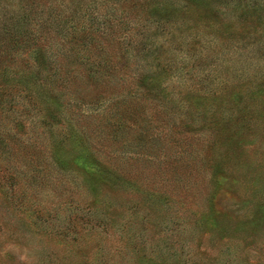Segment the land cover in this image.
Masks as SVG:
<instances>
[{"label": "rangeland", "instance_id": "374dc122", "mask_svg": "<svg viewBox=\"0 0 264 264\" xmlns=\"http://www.w3.org/2000/svg\"><path fill=\"white\" fill-rule=\"evenodd\" d=\"M0 264H264V0H0Z\"/></svg>", "mask_w": 264, "mask_h": 264}, {"label": "trees", "instance_id": "16d2710c", "mask_svg": "<svg viewBox=\"0 0 264 264\" xmlns=\"http://www.w3.org/2000/svg\"><path fill=\"white\" fill-rule=\"evenodd\" d=\"M193 1V3H195L196 4V2H199V4L201 3V4H203V1L202 0H192ZM230 1V0H229ZM187 2H189V1H187ZM94 76H96L95 74H93L92 75V77H94Z\"/></svg>", "mask_w": 264, "mask_h": 264}]
</instances>
